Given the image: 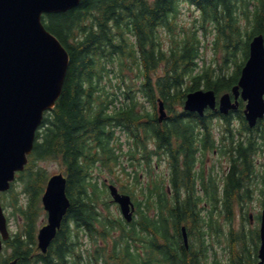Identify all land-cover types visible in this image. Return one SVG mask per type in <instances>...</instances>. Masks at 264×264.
I'll list each match as a JSON object with an SVG mask.
<instances>
[{
	"label": "trees",
	"instance_id": "obj_1",
	"mask_svg": "<svg viewBox=\"0 0 264 264\" xmlns=\"http://www.w3.org/2000/svg\"><path fill=\"white\" fill-rule=\"evenodd\" d=\"M184 4L198 11L192 27L180 21ZM43 20L67 48L70 66L61 97L45 113L26 169L3 193L5 209H14L22 222L11 229L2 264H84V232L90 242L87 259H104L105 264H222L215 242L227 251L225 264H257L259 228L247 225L245 205L257 189L264 196V176L262 182L253 177L251 157L264 137V120L250 128L242 110L227 116L209 110L202 117L179 107L190 91L204 87L221 94L237 83L250 40L264 34V0H82ZM210 30L215 51L223 50V65L203 62V35ZM231 62L236 66L232 72ZM127 71L135 76L127 78ZM112 76L117 78L115 91L106 86ZM140 92L150 110L139 100ZM160 97L170 112L163 122L156 110ZM217 116L225 120L218 147L223 156L232 157V166L221 182H210L193 168L196 142L202 143V153L214 148L210 126ZM233 116L242 122L238 133L231 126ZM118 126L133 141L127 151L123 142L118 145ZM163 157L171 167L170 182L160 176L140 182L135 162L149 171L154 159ZM47 159L61 161L71 204L43 254L36 236L47 173L37 165ZM97 166L115 173L120 190L134 197L139 218L128 223L112 211L107 183L102 188L94 177Z\"/></svg>",
	"mask_w": 264,
	"mask_h": 264
},
{
	"label": "water",
	"instance_id": "obj_2",
	"mask_svg": "<svg viewBox=\"0 0 264 264\" xmlns=\"http://www.w3.org/2000/svg\"><path fill=\"white\" fill-rule=\"evenodd\" d=\"M82 0H0V259L3 241L9 238L8 221L1 198L10 189L16 174L25 169L32 153L36 134L46 111L53 109L62 95L70 66V54L61 40L43 22V15L66 12ZM221 95L219 110L228 114L246 103L245 115L251 127L264 117V34H256L249 44V57L238 83ZM217 107L213 89L187 93L184 108L204 115L206 108ZM159 119L166 118L164 101L159 99ZM113 200L119 203L124 218L133 219L134 202L109 185ZM42 203L48 221L38 231V247L46 252L56 237L71 201L67 177L53 174L47 181ZM188 245L186 226L182 227ZM258 264H264V209L261 215ZM13 260L9 264H16ZM1 264V261H0Z\"/></svg>",
	"mask_w": 264,
	"mask_h": 264
},
{
	"label": "rangeland",
	"instance_id": "obj_3",
	"mask_svg": "<svg viewBox=\"0 0 264 264\" xmlns=\"http://www.w3.org/2000/svg\"><path fill=\"white\" fill-rule=\"evenodd\" d=\"M181 7H182V10H181L182 13L180 15L181 23L184 25L192 27L194 25V22H195L197 16H198V11L194 7L187 5V4H184ZM43 19H44V16H43ZM213 41H214L213 30H210L209 33H207L206 35H203V43H202L204 45L203 46V53H202L203 58H204L203 62H206V64H209V63L215 64L216 66L223 65L224 64L223 50L220 49L216 52L214 47H213ZM229 65H230L229 71L232 72L236 68V66L233 62H231ZM132 76H135V74L130 73L129 71L126 72L127 78L131 79ZM112 80L108 81L106 83V86L109 88L110 91H115V89H113L112 87H113V85L116 84L117 78L115 76H112ZM134 87L136 88V86H134ZM120 96H121V98H123L124 94L121 93ZM139 100L146 106L147 110L151 109V105H150L149 100L145 97V95L142 92H140V94H139ZM156 109H157V106H156ZM179 109H183V107L181 106V107H179ZM167 112H168V115H170V112L168 109H167ZM217 122L218 121L216 120V124H218ZM238 124L241 126V124L238 121H235L234 125H238ZM217 129H218V126H216L215 131H217ZM115 132H116V136H117L118 145L121 142H123L124 151H127L128 148L130 147L129 143L133 142L131 140V136L129 135V133L126 130L121 128V126L116 127ZM207 158L209 160L210 156L209 155L205 156L203 158L204 163H203V161L201 163L205 167L209 168V167L213 166L214 168H222V165L224 167L227 166V162H226L225 158H223L222 156L212 157V159L209 161V163H206ZM123 159H124L125 165H127L130 162L128 155L123 154ZM135 163H136V165H135L136 168L138 169V171H140L141 182H150L153 179H156L155 178L156 175L162 177L163 175L167 174V172L169 171L168 161L165 159H154V162H153L154 165L151 169H149V174H151V177L148 176V173L146 170L142 171L141 161L135 162ZM255 163H256V170L258 172H260V168H261L260 165H264V148L260 149L256 153ZM37 166L43 167L47 173V177H44L45 182L43 184H46V181L50 175L58 173V172H63V169H64L61 161H59L58 159L41 160L38 162ZM129 170H130V168H129ZM93 173H94V177L96 179H98V181L100 182V185L102 188H104V183H103L104 181H106L108 183L115 181L117 183L116 185L119 186L118 181L115 179L116 178L115 173H113V172L110 173L106 170L102 171L101 169L99 170V166H97L96 168L93 169ZM206 173H208V171H206ZM123 181L128 182V175L127 176L123 175ZM129 181L131 182V178L129 179ZM44 188H45V186H44ZM135 193H136L138 201L143 199V195H142V192L140 189H137L135 191ZM263 201H264V196H263L261 190L259 191L257 189L254 193L253 201H251L249 203V205L248 204L245 205L246 207H248V215L252 214L254 216L253 222H249V220L246 222L248 226H252V227H255V226L259 227L260 226L258 216L264 207ZM41 204L43 206L42 202H41ZM111 209L117 216L121 215L120 208L115 202L111 203ZM13 210L14 209H9V210L7 209L6 213L8 214V217H9L10 228L15 229V228H18L19 222H22V219L21 220L18 219L17 215L14 216V214L11 212ZM238 212H240V211L238 210ZM47 216H48L47 212L45 211L44 206H43V213L41 214L39 221H38V230L44 223H46ZM138 217L139 216H137V218ZM241 223H242V221H241V218L239 215V217L237 218V220L235 222V227L238 229L241 226ZM83 238L85 239V241H84V244H85L84 248H85L88 241H87V238H85V237H83ZM215 250L217 252V258L216 259L222 260V262H225L227 260L228 255H227V251L224 249L223 245L220 243L215 244ZM5 253H7V251L4 248L3 252H2V255H3L2 260L5 257ZM213 260L214 259L212 258V261Z\"/></svg>",
	"mask_w": 264,
	"mask_h": 264
},
{
	"label": "flooded vegetation",
	"instance_id": "obj_4",
	"mask_svg": "<svg viewBox=\"0 0 264 264\" xmlns=\"http://www.w3.org/2000/svg\"><path fill=\"white\" fill-rule=\"evenodd\" d=\"M239 110H243L242 107H240ZM223 118H221V119H223ZM233 118H235V117H233ZM212 126H213V124L210 127L212 128ZM210 142H212V143L214 142V145H215V141H214L213 137H211ZM196 144L198 145V148L196 149L197 150V153H196L197 156L195 157V164H194L193 171L195 172V174H198V176H201V173L204 171V178L206 179V181H210L211 182L214 179L213 178V174L215 173L214 167L211 166V167L208 168V167L203 166L201 163H202V161L204 163V159L203 158L205 156H208V155L210 156L209 160H208V158L206 159V163H209V161L212 159V157H217L219 155H218L217 150L215 148L213 149V153L212 154L208 152L209 149L206 150L205 153H202L201 152V148H200V145H202V143L200 144V143L196 142ZM225 160L227 162V166H228V170H229L231 168V166H232V157H230V155H229L228 157L225 158ZM206 171H208V173H206ZM260 171H262V170H260ZM168 174L169 173L167 172V175ZM197 182H201L199 177L197 179ZM82 236L87 238V241H88V243L86 244V246L84 248V251H83L84 256H83L82 262L84 264H105V263H107V261L104 260V259H99V260H89V259H87V255H88L87 254V248H89V246H90L89 245L90 244L89 243V237H88V234L86 232L82 233ZM84 245L85 244H83V246Z\"/></svg>",
	"mask_w": 264,
	"mask_h": 264
}]
</instances>
